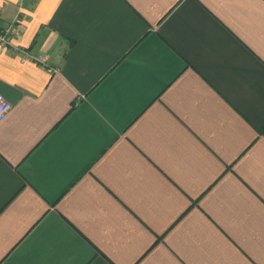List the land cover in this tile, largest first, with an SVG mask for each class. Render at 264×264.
Here are the masks:
<instances>
[{"label":"crops","instance_id":"1","mask_svg":"<svg viewBox=\"0 0 264 264\" xmlns=\"http://www.w3.org/2000/svg\"><path fill=\"white\" fill-rule=\"evenodd\" d=\"M0 11V264H264V0Z\"/></svg>","mask_w":264,"mask_h":264},{"label":"built area","instance_id":"2","mask_svg":"<svg viewBox=\"0 0 264 264\" xmlns=\"http://www.w3.org/2000/svg\"><path fill=\"white\" fill-rule=\"evenodd\" d=\"M1 16L2 13L0 11V18ZM16 31H17V27L13 24L0 28V49L7 47L11 43L12 37ZM37 61L41 65L46 67L49 71L53 72L58 70L56 68L49 66L47 57L45 56L37 57ZM11 108H12V103L8 101L2 94H0V122L4 119V117L11 110Z\"/></svg>","mask_w":264,"mask_h":264}]
</instances>
